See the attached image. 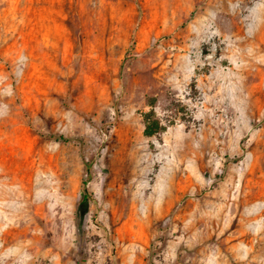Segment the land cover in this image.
Masks as SVG:
<instances>
[{"label": "rangeland", "instance_id": "rangeland-1", "mask_svg": "<svg viewBox=\"0 0 264 264\" xmlns=\"http://www.w3.org/2000/svg\"><path fill=\"white\" fill-rule=\"evenodd\" d=\"M0 264H264V0H0Z\"/></svg>", "mask_w": 264, "mask_h": 264}, {"label": "trees", "instance_id": "trees-1", "mask_svg": "<svg viewBox=\"0 0 264 264\" xmlns=\"http://www.w3.org/2000/svg\"><path fill=\"white\" fill-rule=\"evenodd\" d=\"M161 129H162V124L159 121V119H153L151 123L147 124L145 133L148 136H152V135H155L157 132H159ZM59 138L65 139L63 136H60Z\"/></svg>", "mask_w": 264, "mask_h": 264}]
</instances>
